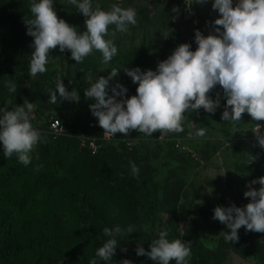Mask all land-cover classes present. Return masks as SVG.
Returning <instances> with one entry per match:
<instances>
[{
  "label": "trees",
  "instance_id": "trees-1",
  "mask_svg": "<svg viewBox=\"0 0 264 264\" xmlns=\"http://www.w3.org/2000/svg\"><path fill=\"white\" fill-rule=\"evenodd\" d=\"M31 2L27 0L26 9L30 10ZM1 13L0 8V17ZM22 16L11 32L0 20V106L11 110L24 102L39 105L40 119L45 120L47 113L59 118L68 135L55 140L46 132L40 134L41 140L34 146L27 166L19 163L15 154L6 158L0 146V264H89L94 258L97 264H125V260H129L128 264H154L146 255L137 256L135 250L138 244L148 250L151 240L158 238L162 230L167 231L170 240L188 242L189 264H222L230 248L242 256L249 254L255 264H264V232L251 234L239 229L235 242L208 232L230 231L212 217L217 205L240 206L241 190L230 182L231 178L225 180L226 193L217 205L203 198L184 200L185 184L191 180L194 165L192 153L182 148L188 129L182 124L183 131L176 132L177 139L169 136L160 140L159 131L147 136L137 130L128 135L118 132L116 144L101 139L103 129L90 115V98L84 96L89 83L82 70L84 62L76 63L70 57L67 72L47 68L43 74L30 76L33 37L26 34V17L21 20ZM6 45L14 47L12 54ZM124 59L142 70L156 69L143 55L128 54ZM84 60L90 62L88 56ZM57 74L69 91L75 88L79 92L78 102H60L58 96L57 104L48 103L47 91L55 90ZM120 75L117 82L128 89L125 98L135 95L137 84L124 70ZM6 80L17 83L16 92L7 91ZM211 93L213 99L219 97L225 103L222 88ZM80 136L97 138L98 150L83 147ZM126 137L134 138L136 144L130 147ZM260 152L264 149L258 144L254 153ZM129 162L139 168L135 178ZM238 166L248 175L262 171L245 159ZM249 200L242 201L241 206ZM183 221L187 227L182 238ZM117 224L122 229L131 226L133 232L117 237L116 253L110 261L99 260L96 249L108 239L102 229ZM210 239L221 244L224 252L213 251L208 246ZM236 244L245 247L236 251Z\"/></svg>",
  "mask_w": 264,
  "mask_h": 264
},
{
  "label": "clouds",
  "instance_id": "clouds-1",
  "mask_svg": "<svg viewBox=\"0 0 264 264\" xmlns=\"http://www.w3.org/2000/svg\"><path fill=\"white\" fill-rule=\"evenodd\" d=\"M67 3L74 5L85 17L83 31H77V26L57 15L53 0L31 2V17H27L25 23L26 34L33 37V51L28 65L29 75L32 77L47 71L49 50L57 46L61 52L67 49L76 63H82L93 50H98L102 55L101 63L108 64L118 53L115 43L105 38L109 34V26L114 25L117 31L123 32L128 30L129 25L137 23L136 11L131 7L125 8L114 3L105 10L99 6L93 8L92 0H67ZM212 8L220 14L213 21L217 27L208 35L195 30V50H192L190 43H181L157 64L155 70H142L138 65L123 69L132 82L137 84L135 95L125 98L128 89L120 82L112 85L109 93V81L120 70L116 68H111L107 76H99L95 82L87 84L84 96L90 98V115L97 118L103 129L101 139L116 144L118 132L128 135L131 130L147 136L159 131L161 134L157 137L160 140L169 136L176 137V132L183 131L182 121L187 112L200 108L206 112L216 111L220 99H213L209 95L216 85L223 89L226 97L221 120L241 121L242 113L245 112L253 121L264 120V0H235V5L234 0H212ZM173 11H176L175 7ZM4 84L8 92H16L15 81L6 80ZM47 92L48 103L51 104H57L58 96L60 102L64 99L78 102L81 98L75 88L71 91L66 88L59 74L55 90L49 89ZM56 119L60 120L48 115L45 120H41L36 106L31 102H24L11 110L0 106V146L4 156L9 158L15 154L17 161L27 166L31 162L34 146L41 140L40 134L46 132L55 140L68 135L61 120L65 128L64 134L56 137L52 133L51 125ZM40 123L48 126L44 128ZM260 129L259 123L251 128L257 143L264 149V133ZM205 132L204 128H198L194 135L203 137ZM188 135L190 131L185 140ZM107 136L112 138L108 139ZM80 138L83 147L91 148L93 152L98 150L97 138ZM124 139L128 140L130 147L136 144L134 138ZM194 139L196 137L192 140ZM90 140L95 141L96 149L90 146ZM179 144L177 141V145ZM182 148L194 154L187 143ZM254 159L251 156L250 162ZM129 163L131 175L135 178L139 174V168L134 163ZM208 163L211 167L214 165L213 161ZM259 176L250 185L259 183L260 187L257 189L249 186L243 193L250 198L246 205L237 206L233 203L214 208L212 218L230 230L219 233L226 242L238 240V230L242 226L251 234L264 232L263 170ZM125 232L132 233L133 228L129 226L122 229L119 224L103 227L102 233L108 239L96 249L95 256L99 260L110 261L116 253L117 237ZM183 236L184 230L181 229L180 237ZM135 251L137 256L146 255L154 264H170L171 261L175 264H189L191 258L188 242L181 239L170 240L164 230L158 233V238L151 240L148 250L138 244ZM227 259L228 256L222 264ZM128 261L125 260V264ZM89 264H97V259L90 260Z\"/></svg>",
  "mask_w": 264,
  "mask_h": 264
},
{
  "label": "rangeland",
  "instance_id": "rangeland-1",
  "mask_svg": "<svg viewBox=\"0 0 264 264\" xmlns=\"http://www.w3.org/2000/svg\"><path fill=\"white\" fill-rule=\"evenodd\" d=\"M27 0H0L2 15L0 20L11 32L18 17H31L30 10L26 9ZM119 4L121 7H131L136 11L137 23L129 25L127 31H117L114 25L109 26V34L105 37L111 39L118 48V56H114L108 64H102V55L98 50H93L89 55L90 62L84 60L82 70L85 71L89 84L95 82L99 76H107L111 68L120 69L118 74L109 81L110 88L120 78V71L124 68H134L136 65L125 61L124 56L128 54L143 55L151 59L154 66L166 59L173 50L181 43H190L192 50L197 47L194 36L195 30H200L204 35L214 32L217 27L213 21L220 15L212 8V0H92L93 8L99 6L102 9H109L112 4ZM235 5V0H234ZM53 7L59 17L65 19L69 24L77 26V31L84 30L85 17L74 5L67 3V0H53ZM176 11H173V8ZM222 27V26H220ZM7 52L12 54L14 47L6 45ZM48 55L49 63L46 68L50 70L60 68L67 72L69 68L70 52L65 49L63 52L59 47L50 49ZM82 62V63H83ZM92 65V66H91ZM220 86L216 85L211 92L219 91ZM212 97V96H211ZM226 100V97H225ZM36 105V104H33ZM39 105H36L38 108ZM225 103L221 101L215 112H206L203 108L187 112L182 121L184 128L190 131L186 142L194 158L192 164L191 180L185 184V201L191 202L196 198L208 200L211 205H217L226 193L223 180L231 177L230 182L241 190L240 203L246 199L243 193L249 186L256 188V184L250 182L260 177L255 173L245 174L238 166L243 159L249 165H254L264 171V152L254 153L258 147L257 139L251 128L261 125L260 131L264 133V120L253 121L249 114L242 113L241 121L229 122L221 120V113ZM34 109V108H33ZM50 115L47 113L46 116ZM198 128L206 130L203 137L194 135ZM192 140L193 138H195ZM188 152V149H184ZM210 153V156H207ZM255 159L250 162L251 156ZM213 161V166L208 163ZM250 162V163H249ZM259 184V183H258ZM221 186V188H220ZM198 192V196H196ZM166 218L164 217V221ZM216 221L215 219H213ZM182 229H186V222L181 223ZM240 229H244L242 226ZM211 235H220V231L208 230ZM239 233V232H238ZM222 236V235H221ZM209 247L220 254L224 247L212 239L209 240ZM244 248V245L236 244L235 250ZM228 259L224 264H255L253 258L246 254L244 258L233 248L227 251Z\"/></svg>",
  "mask_w": 264,
  "mask_h": 264
},
{
  "label": "built area",
  "instance_id": "built-area-1",
  "mask_svg": "<svg viewBox=\"0 0 264 264\" xmlns=\"http://www.w3.org/2000/svg\"><path fill=\"white\" fill-rule=\"evenodd\" d=\"M51 128H52V133L56 137L64 134V132H65V128H64L63 124L58 119H56L55 121L52 122ZM107 138L110 139V138H112V136H107ZM89 144L91 147L96 149V144H95L94 140H90Z\"/></svg>",
  "mask_w": 264,
  "mask_h": 264
}]
</instances>
